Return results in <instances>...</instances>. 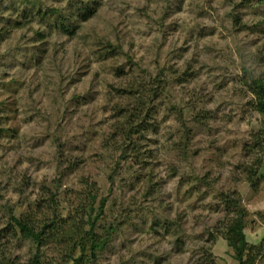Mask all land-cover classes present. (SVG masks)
Instances as JSON below:
<instances>
[{
	"label": "rangeland",
	"instance_id": "374dc122",
	"mask_svg": "<svg viewBox=\"0 0 264 264\" xmlns=\"http://www.w3.org/2000/svg\"><path fill=\"white\" fill-rule=\"evenodd\" d=\"M260 82L264 0H0V264H264Z\"/></svg>",
	"mask_w": 264,
	"mask_h": 264
},
{
	"label": "trees",
	"instance_id": "16d2710c",
	"mask_svg": "<svg viewBox=\"0 0 264 264\" xmlns=\"http://www.w3.org/2000/svg\"><path fill=\"white\" fill-rule=\"evenodd\" d=\"M258 86H259V91H260L259 102H258L259 110L264 113V84L260 82ZM137 127H140V126H137ZM126 135H127V138L130 139L132 135V129H130V132L128 131ZM104 203H105V199L103 198L101 199L99 211L96 214L97 217L100 215L101 211L103 210ZM233 207L235 208L234 217H233V220L230 222V224L226 227V232L224 233L225 234L224 236L227 239L229 245L237 251L239 263L245 264V262L242 259L244 251L247 250L246 237L243 231L244 226H245V223L243 221L244 209L241 207L238 199L233 200ZM94 220L91 221L92 225L89 229L90 232H92V227L95 222ZM13 223L22 233L23 237L31 238L34 242L39 243L44 234L43 228L51 224L52 221H49L48 219H46L43 222V226L40 228L35 227L32 223L29 222V220L23 217H18V218L13 217ZM102 244L103 242L99 241V239L93 238L91 242V248H90L92 256L95 255L96 250L100 248ZM249 254H250V251H249ZM254 260H255V255L253 254L250 255L247 264H253ZM78 261H79V258L75 259V264ZM29 264H41V261L37 253L32 257Z\"/></svg>",
	"mask_w": 264,
	"mask_h": 264
}]
</instances>
